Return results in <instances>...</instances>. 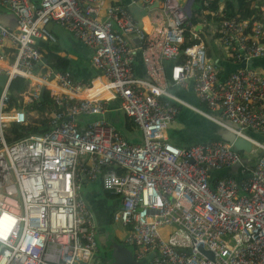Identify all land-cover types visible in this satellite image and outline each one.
<instances>
[{"label": "built area", "instance_id": "2783aa9c", "mask_svg": "<svg viewBox=\"0 0 264 264\" xmlns=\"http://www.w3.org/2000/svg\"><path fill=\"white\" fill-rule=\"evenodd\" d=\"M136 7L150 17L149 31L134 15ZM0 8L16 18L12 29L0 23V74L7 77L0 91V264H100L93 259L95 224L76 191L82 175L119 197L112 219L124 227V242L138 261L264 264V144L245 131L264 132V70L249 65L264 57L262 7L263 20L236 15L209 28L223 62L210 56L203 32L178 0H0ZM206 14L215 15L205 10L202 26L211 24ZM49 23L90 48L98 72L90 83L43 66L35 44L56 41ZM138 54L146 78L135 71ZM241 61L244 67L223 73L226 63ZM17 77L28 83L19 93L25 103L37 101L43 87L54 108L47 131L9 142V125L27 124L24 108L7 109ZM94 83L99 87L90 93ZM189 89L205 109L174 92ZM101 91L117 97L119 109L141 130L140 143L107 122ZM181 107L263 154L242 165L241 179L211 180L213 171L240 163L247 152L221 140L187 147L169 142L166 129Z\"/></svg>", "mask_w": 264, "mask_h": 264}, {"label": "crops", "instance_id": "0c3cea01", "mask_svg": "<svg viewBox=\"0 0 264 264\" xmlns=\"http://www.w3.org/2000/svg\"><path fill=\"white\" fill-rule=\"evenodd\" d=\"M186 1L187 0H185L182 3L183 6L185 5ZM193 3L191 4V9ZM222 8H224V0H220L217 11H211V10L208 11H211L215 13V15H217L216 13L218 12V10H222ZM0 10L3 11L1 8ZM133 12L136 18L139 20L140 24L142 25L143 29L149 31L151 29L150 17L144 11H141V9L137 7L133 10ZM206 15H205L206 22L207 23L209 22L211 24L209 26L207 24L202 26L198 23L194 27L196 30L204 32L202 35H204V42L207 45L210 56L215 55V57L219 58V61L223 62L224 57L220 46H218L216 43V38H215L216 34L211 33V31L209 30V28L216 26L218 21L217 22L209 21ZM209 15H210V19L213 20L214 15L211 14ZM197 25L200 26L196 28ZM52 33L55 35L56 41L55 42L45 41V42L49 44H56L58 49L54 53L70 61V68H69L70 70L67 71H70L76 80H81L83 82H88L89 80H91L90 78L93 76V73L96 72V69L91 64L90 48H88L85 44L80 42L77 38L71 35L63 27L60 26L55 27L53 24ZM137 56L139 57V54ZM137 56L135 57L134 60L135 71L137 70V68L139 69V63H140V61L137 59ZM42 59L45 58L42 56ZM164 65H165V69H169L170 67L169 62L164 61ZM43 66L49 69V64L46 59L44 61ZM45 68L43 72L45 71ZM39 69L40 68L37 67L35 71ZM261 69L264 70V68ZM55 72H59V71H55ZM226 72L227 71L223 70V73ZM138 74L139 72L137 73V75ZM142 76H144V74ZM96 82L97 81H95V83ZM98 87L99 86L96 85L95 88L98 89ZM176 92L178 93V95H181L182 98L186 99L190 103L194 105H200L198 98L195 96L192 90L190 89L187 91L179 90ZM99 97L102 100H104L107 105V112L105 114V119L107 120V122L113 124L118 129V131L120 130L129 139V141L131 140V142L133 143H140L142 140V132L138 127H136L132 122H130L129 119H127V117H124L125 115L119 109V101L117 97H113L112 92L110 91H101ZM29 116L37 117V114L34 111H32L31 113L28 114V118ZM44 116L47 117L48 115H44ZM85 120L86 119H83L82 121L84 122ZM200 122H201V115L194 113L190 109L181 107L178 115L175 118V121L171 125H169L166 129V135L169 142L173 143L178 147H187L188 145L198 142L197 140L200 137V131H199ZM127 124H130L129 128L127 127ZM248 132L252 135L255 134L251 129H249ZM218 171L212 172L211 173L213 175L212 177H219L216 175ZM76 184H77L76 191L87 202L90 213L92 215V219L95 224L97 251L93 255V259L95 261H98L100 264H103L105 260L104 257L99 256L98 235L105 237V242L104 245H102V248L106 249L107 252L105 253V255L106 256L108 255V257H112V258L115 257L116 244H122V243L126 244L124 242V236H125L124 227L121 225V229H117L115 226V221H113L112 219L113 212L117 210V208L119 207L120 199L118 196L105 191L102 188L99 179L91 180L86 176L82 175L76 181ZM120 252H121L120 254L126 256V254L123 253L124 252L123 250ZM132 254L134 257V247L132 250Z\"/></svg>", "mask_w": 264, "mask_h": 264}, {"label": "trees", "instance_id": "16d2710c", "mask_svg": "<svg viewBox=\"0 0 264 264\" xmlns=\"http://www.w3.org/2000/svg\"><path fill=\"white\" fill-rule=\"evenodd\" d=\"M220 0H195L192 5L191 10V18L190 21L193 25H196L200 22H202V13L204 10H211V11H217L219 6ZM255 0H224V14L223 15H214L213 20L210 19V15H206L209 21L217 22L221 18H231L235 17L236 15H239L242 19H260L263 20L261 16V12L259 9L264 6V0H262L258 8L255 9ZM204 28V27H203ZM202 38L204 39V35H202ZM197 40H194V42ZM35 46L42 52V56L48 61L49 68L53 71H59L64 72L67 70H70V61L66 58L58 56L56 53L58 47L56 44H49L45 41L38 40L35 44ZM209 52V51H208ZM53 60V61H52ZM227 64V63H226ZM98 72H94L93 76L90 78H94ZM90 83V80H89ZM27 81L25 79L21 78H15L11 81L9 85V99L10 102L7 105L8 109L12 108H24L27 112V114L34 111L37 114V117L29 116L28 123L26 125H18L15 123H11L7 140L9 142H12L14 140H17L25 135L29 134H40L48 130L49 128V118L46 113L50 112L54 108V101L49 95L48 90H44L42 98H39L37 101L31 102V103H24L22 100L17 99L18 97L14 94L23 92L27 88ZM1 90V88H0ZM201 108H204V104L200 102V105H196ZM126 117V116H124ZM127 119H129L127 117ZM130 122H132L129 119ZM127 127H130V124H127ZM120 131V130H119ZM121 132V131H120ZM121 134H123L121 132ZM123 136L129 140L124 134ZM131 141V140H130ZM194 144V143H193ZM192 145V144H191ZM189 146V145H188ZM241 154V152H240ZM214 172V171H213ZM216 174V173H215ZM219 176V173L216 174ZM211 174V180H215L216 177H212Z\"/></svg>", "mask_w": 264, "mask_h": 264}, {"label": "water", "instance_id": "95a60500", "mask_svg": "<svg viewBox=\"0 0 264 264\" xmlns=\"http://www.w3.org/2000/svg\"><path fill=\"white\" fill-rule=\"evenodd\" d=\"M194 0H187L185 2L184 8L185 11L187 12L188 15L191 14V4L193 3ZM255 9L258 8L259 3L262 0H255ZM124 4H128L129 0H122ZM157 5V2H154V6ZM0 23L4 26H7L9 28H14L16 25V18L15 16L8 12V11H1L0 10ZM200 25H197L196 28H198ZM48 28L52 29V24H48ZM137 59L140 61L139 57ZM43 63L45 59H42ZM245 61H241L238 64H225L224 66V71H231L235 70L239 67H244ZM250 66H255V67H261L264 68V57L262 58H256L253 59L250 63ZM137 73L139 72V76H142L144 74V67L142 62L140 61L139 63V69L137 68ZM166 72V79L169 84H173V81L170 78V67L169 69H165ZM146 78V76H144ZM7 77L4 74H0V88H3L6 84ZM44 92V88L42 87L40 90V98H42ZM228 124H230L228 121H226ZM233 127H236L235 124H231ZM250 128L245 129V131L251 136L248 132ZM255 134L252 136L256 138L259 142L264 144V132L263 133H257L254 129H251ZM200 137L198 138V142L201 141H208V140H221L227 143H231L234 147V149L238 151H246L249 152L251 148V144L248 140L243 139L242 137L236 136L233 132L230 130L226 129L225 127L221 126L220 124H217L211 119H208L204 116H201V122H200ZM263 154V151L261 150L254 158H247V157H242L240 163L233 164L231 166H227L222 168L221 170H217L219 173V177H228V176H233L237 179H241L242 174H241V167L242 165H252L255 163V160L258 159L261 155ZM200 252H202L204 255H206L209 259L214 261V256L213 253L209 250H206L202 248L201 246L199 247ZM152 253H149L147 257H151ZM140 263L146 264L147 263V258L141 261Z\"/></svg>", "mask_w": 264, "mask_h": 264}, {"label": "rangeland", "instance_id": "374dc122", "mask_svg": "<svg viewBox=\"0 0 264 264\" xmlns=\"http://www.w3.org/2000/svg\"><path fill=\"white\" fill-rule=\"evenodd\" d=\"M179 3H183L185 0H178ZM263 11H264V6H262ZM54 26L56 27L57 25L54 24ZM205 29V28H204ZM204 33V32H203ZM177 95L178 93L176 91H174ZM15 96H17V99H20L23 101V95H17L16 93L14 94ZM181 96V95H178ZM20 97V98H19ZM182 97V96H181ZM53 112H48L47 115L50 116L52 115ZM9 130V127H8ZM203 142V141H201ZM195 143H199V142H195ZM194 143V144H195ZM258 154V149L256 147L253 148L252 151L245 153V156L247 158H253ZM115 226L117 229H121V224L119 222H115ZM98 239H99V256L104 257L105 262H103V264H142L139 261L135 260L132 254V250L133 247L130 246L129 244H116L115 245V257H108V255L106 256L105 253L107 252L106 249L102 248V245H104L105 242V237L98 235ZM124 251L123 253L126 254V256H124L123 254H120V251ZM113 256V255H112Z\"/></svg>", "mask_w": 264, "mask_h": 264}, {"label": "bare ground", "instance_id": "6f19581e", "mask_svg": "<svg viewBox=\"0 0 264 264\" xmlns=\"http://www.w3.org/2000/svg\"><path fill=\"white\" fill-rule=\"evenodd\" d=\"M95 87H96V84L93 86V88H91V89L89 90V92L92 93V92L96 91L97 88H95Z\"/></svg>", "mask_w": 264, "mask_h": 264}, {"label": "clouds", "instance_id": "9594fccd", "mask_svg": "<svg viewBox=\"0 0 264 264\" xmlns=\"http://www.w3.org/2000/svg\"><path fill=\"white\" fill-rule=\"evenodd\" d=\"M2 89V88H1ZM1 91V90H0ZM18 95H19V93H18ZM20 98V97H19ZM26 104V103H25ZM8 109V108H7ZM14 109H17V108H14ZM26 111V110H25ZM27 113V112H26ZM27 123H28V114H27ZM11 125V124H10ZM10 125H9V127H10Z\"/></svg>", "mask_w": 264, "mask_h": 264}]
</instances>
